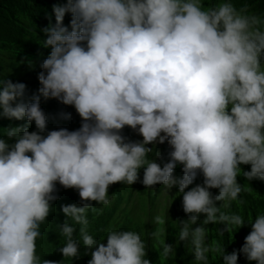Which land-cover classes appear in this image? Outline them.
Masks as SVG:
<instances>
[{"label":"clouds","instance_id":"1","mask_svg":"<svg viewBox=\"0 0 264 264\" xmlns=\"http://www.w3.org/2000/svg\"><path fill=\"white\" fill-rule=\"evenodd\" d=\"M52 12L55 23L42 29L50 48L42 70L28 80L0 79V118L36 128L9 126L0 137V264H61L36 254L57 183L78 191L82 206L61 211L81 225L91 256L86 262L65 219L58 251L69 264H150L137 232L110 229L103 243L87 230V211L101 212L91 202L107 205L109 186L136 183L141 168L145 188L178 186L188 217L179 240L196 262L208 264L216 252L223 264H237L240 254L264 264V214L230 254L206 244L204 227L223 225L222 236L244 226L216 202L228 208L238 199L241 174L264 181V19L230 0L209 8L201 0H65ZM165 142L171 150L161 166L147 145ZM177 165L181 178L173 175ZM198 175L203 183L189 189ZM200 215L201 226L192 228ZM161 243L164 257L174 253Z\"/></svg>","mask_w":264,"mask_h":264},{"label":"trees","instance_id":"2","mask_svg":"<svg viewBox=\"0 0 264 264\" xmlns=\"http://www.w3.org/2000/svg\"><path fill=\"white\" fill-rule=\"evenodd\" d=\"M65 0H0V79H10L12 82L18 78L28 80L33 78L34 73H39L42 69L40 65L50 52V48H43L45 34L42 29L51 22L55 23V16L52 12L53 5H62ZM225 0H201L204 8L214 7ZM239 9L247 6L250 14H256L264 19V0H230ZM50 18V19H49ZM70 14H65L63 24L69 25ZM40 107L47 116L44 103L40 102ZM27 124L28 130L36 131L34 122L28 123L24 120H9L0 118V137L5 135L6 128ZM6 138V137H5ZM12 141H9L11 143ZM157 146L153 147V152L149 154L150 159H154L163 166L168 161V152L171 150L165 147L160 159H156L154 154ZM242 171H249L250 165H240ZM182 165H177L173 175L181 178ZM140 179L132 184H112L108 188L109 203L107 205L91 202L93 208L101 209L97 214L93 209H89L86 217L89 221L87 230L94 239L102 240L106 243L108 230L134 231L141 235L146 243L145 258L150 264H199L194 260L191 245L188 242L179 240L181 231L180 221L187 220V215L182 210V194L178 192V186H174V193L171 196L172 209L160 204L159 193L164 185L157 184L153 188H145L140 182L143 178V168L139 170ZM237 182L242 184V192L236 201H231L228 208L222 206V201H217L216 205H221V211L227 214H239L246 222L244 226L236 229L231 227L230 231L222 236L218 235V229L224 226L219 224L204 225L208 229L206 244L220 245L225 254H230L233 250H239L244 243V238L251 231L249 222H253L255 217L264 214V181H247L241 174L237 177ZM203 183V176L198 175L189 189L196 184ZM58 199L53 202L52 212L46 221L40 225L41 236L36 241V254L41 259H48L69 264L72 258H63L58 251L66 243V238L61 235L60 224L65 219L75 228L73 239L80 243L79 251L85 261L91 259L90 254L86 255L85 247L79 234V224H75L70 218H66L61 211L62 205L74 204L82 206L78 191L75 189H64L58 183L56 185ZM185 189V191L189 190ZM216 195L218 189H209ZM133 195L139 198L138 204H130ZM244 203L241 204L240 201ZM159 216L164 220L163 224L156 222ZM183 216V217H179ZM205 219L200 215L196 224L192 228L201 226ZM162 241L174 246V253L164 257L161 253ZM208 264H223V259L216 252H209ZM76 263L77 259L73 258ZM81 264V263H79ZM237 264H256L255 261H248L243 254L238 257Z\"/></svg>","mask_w":264,"mask_h":264},{"label":"rangeland","instance_id":"3","mask_svg":"<svg viewBox=\"0 0 264 264\" xmlns=\"http://www.w3.org/2000/svg\"><path fill=\"white\" fill-rule=\"evenodd\" d=\"M134 134H135V136L138 138V139H140V140H142V137L141 136H139L136 132H134ZM148 147H155V146H157L158 148H157V150H156V152H155V154H154V157L156 158V159H160L161 158V156H162V154H163V152H164V149H165V147H169L168 145H167V143L165 142L164 144H156V145H147ZM158 154V155H157ZM174 193V186L172 187V188H170V189H168V188H166L165 186L160 190V193H159V199H160V204L162 205V206H165V205H167L166 207H168V210H170V209H172V206H171V196H172V194ZM138 201H139V198H138V196L137 195H133L132 197H131V200L129 201V203L130 204H133V205H139L138 204ZM165 204V205H164Z\"/></svg>","mask_w":264,"mask_h":264}]
</instances>
